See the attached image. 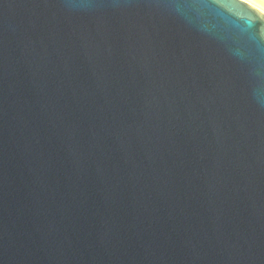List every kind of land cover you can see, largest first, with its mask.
<instances>
[{
  "label": "water",
  "instance_id": "water-1",
  "mask_svg": "<svg viewBox=\"0 0 264 264\" xmlns=\"http://www.w3.org/2000/svg\"><path fill=\"white\" fill-rule=\"evenodd\" d=\"M0 264H264V14L0 0Z\"/></svg>",
  "mask_w": 264,
  "mask_h": 264
},
{
  "label": "bare ground",
  "instance_id": "bare-ground-1",
  "mask_svg": "<svg viewBox=\"0 0 264 264\" xmlns=\"http://www.w3.org/2000/svg\"><path fill=\"white\" fill-rule=\"evenodd\" d=\"M264 14V0H242Z\"/></svg>",
  "mask_w": 264,
  "mask_h": 264
}]
</instances>
